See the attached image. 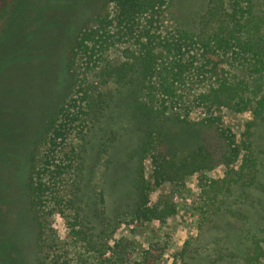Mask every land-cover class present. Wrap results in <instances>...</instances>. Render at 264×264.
<instances>
[{
	"label": "trees",
	"instance_id": "obj_1",
	"mask_svg": "<svg viewBox=\"0 0 264 264\" xmlns=\"http://www.w3.org/2000/svg\"><path fill=\"white\" fill-rule=\"evenodd\" d=\"M171 2L100 0L71 42L63 101L37 139L31 114L39 99L38 90L37 97L32 92L39 44L34 38H14L15 52L7 55L0 38V239L10 234L0 245V264H21L7 254L18 251L13 236L26 221L35 230L32 264H156L152 250L139 253L127 238L110 246L118 227L124 225L132 235L154 221L164 223L176 214L174 193L183 190L185 181L219 166L225 168L224 177L207 180L201 188L198 207L206 214L223 212L226 193L233 196V189L244 194L245 188L259 184L264 8L257 9L254 0H205L187 28L172 19ZM19 7V0L2 3L0 37L7 36V22ZM41 10L37 23L43 25ZM238 67L251 81L262 78L263 85L237 78L232 69ZM109 102L129 116L140 135L131 156L135 208L128 217L115 209L98 215L83 200L80 187L77 142H84ZM223 109L251 114L239 140L225 125ZM197 131L199 140L189 144V132ZM14 178L22 185V207L7 184ZM166 185L174 192L162 193ZM55 216L64 221V239L52 224ZM244 223L239 226V242L246 244L238 248L240 261L259 264L264 260V226L249 237ZM224 253L213 255L225 259ZM184 254L183 248L172 264H186Z\"/></svg>",
	"mask_w": 264,
	"mask_h": 264
},
{
	"label": "rangeland",
	"instance_id": "obj_2",
	"mask_svg": "<svg viewBox=\"0 0 264 264\" xmlns=\"http://www.w3.org/2000/svg\"><path fill=\"white\" fill-rule=\"evenodd\" d=\"M3 2L7 0H0V8ZM204 2L205 0H172L171 17L181 26L190 28ZM254 2L257 9L264 8V0H254ZM99 3L100 0H19L20 7L7 22V36L0 37L4 38L1 49H5L3 52L7 55L15 52L14 38L18 40L22 38L23 41H26V38H34V42L39 44L36 55L41 59L37 61V81L32 88L36 97V89L38 90L39 99H36L38 105L34 109V114H31L33 121L31 130L37 133L36 139L43 133L46 121L63 101L66 84L65 57L71 42L78 35L84 21L95 13ZM39 7L44 13L41 19L43 25L37 23ZM2 23L3 21L0 20V28L3 26ZM19 48L23 52L27 50L21 46ZM232 73L251 84L255 81L254 86L263 85L262 78L251 81L246 70L240 67L232 69ZM119 110L116 105L109 102L108 109L100 122H97L86 134L84 142H77L82 157L79 179L83 200L97 208L98 215L115 209L124 217H128L135 208L132 187L135 163L131 156L140 141V135L129 116L119 114ZM222 113L225 125L239 140V135L244 130V123L251 118V114H235L226 109H223ZM192 117L197 118L195 115ZM257 131L259 132L257 138L259 141L256 144L257 155L262 160L257 186L245 188L244 194H240V189H233V196L226 193L228 199L224 200L223 212L214 211L213 215L206 214L205 210L198 207V203L201 202V188L207 180L222 179L225 168L219 166L205 173L204 176L194 174L185 181L182 191L174 193L173 201L177 206V212L173 217L164 223L154 221L132 235H129L125 226L121 225L113 235L110 246L121 237L127 238L134 242L135 249L139 253L152 250L156 255V264H172L175 258L181 257L183 248L186 264H242L238 248H244L246 244L241 245L239 242L240 224L245 222L244 226L250 234L249 237L264 226V129L259 127ZM198 132L197 134L189 132V144L199 140L200 132L199 135ZM186 144L188 145V142ZM7 182L12 192L14 191V197L18 198L17 206H24L25 196L22 185H18L15 178L12 184ZM100 191L103 193L102 201L99 198ZM161 192L173 193L174 188L166 185ZM156 195L157 193L153 194L152 198ZM101 202L103 205H100ZM1 207L3 205H0ZM226 209L236 214L228 213ZM204 215L207 221H203ZM8 219L11 220L10 215ZM254 222L258 226H255ZM26 223L19 227L13 236L18 251L11 249L7 257L20 259L21 264H32L35 230L30 221ZM52 224L58 237L64 239L66 228L63 219L55 216ZM5 236L8 239L10 234L7 233ZM7 239L1 238L0 245L2 246ZM245 250L241 255H244ZM214 251L225 252L226 258L218 259L213 255ZM259 264H264V260Z\"/></svg>",
	"mask_w": 264,
	"mask_h": 264
}]
</instances>
